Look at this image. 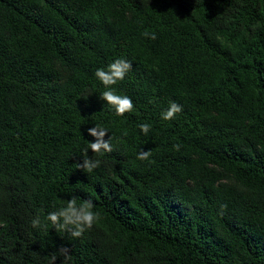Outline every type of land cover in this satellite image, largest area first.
Returning a JSON list of instances; mask_svg holds the SVG:
<instances>
[{
	"label": "trees",
	"instance_id": "1",
	"mask_svg": "<svg viewBox=\"0 0 264 264\" xmlns=\"http://www.w3.org/2000/svg\"><path fill=\"white\" fill-rule=\"evenodd\" d=\"M71 198L80 237L47 219ZM0 264H264V0H0Z\"/></svg>",
	"mask_w": 264,
	"mask_h": 264
},
{
	"label": "clouds",
	"instance_id": "2",
	"mask_svg": "<svg viewBox=\"0 0 264 264\" xmlns=\"http://www.w3.org/2000/svg\"><path fill=\"white\" fill-rule=\"evenodd\" d=\"M143 36L155 39V33H149L145 31ZM131 63L125 59L117 58L113 62L107 65V69L97 68L95 71L96 78L104 85L105 91L100 93L99 98L111 105L117 116H123L127 112L133 111L134 104L130 97L127 95H119L112 87L116 85L118 81L123 80L126 73L130 71ZM182 111V105L175 102H171L167 109L162 112V118L165 120L173 119L176 113ZM142 132L145 134L150 130V125L142 123L138 125ZM89 135L94 137L93 142H89L87 148L84 150L85 154L91 149L94 153L103 154V152H111L112 147L108 139H104L107 130L94 126L87 129ZM126 135V132H125ZM175 150H179L180 145H173ZM151 156V150H141L138 153L137 158L140 160H147ZM100 164L99 160H92L91 158H85L82 163H77L78 169H85L91 172L94 168ZM94 203L91 200H84L77 204L75 198H71L67 201L66 206L62 207L56 212L48 214L47 219L58 230H66L71 233L73 237H80L86 230H90L93 227L94 222L99 219V214L93 211ZM33 227H39L40 219L36 217L32 220ZM62 254H67V249L62 248ZM54 262L56 257L52 256Z\"/></svg>",
	"mask_w": 264,
	"mask_h": 264
}]
</instances>
